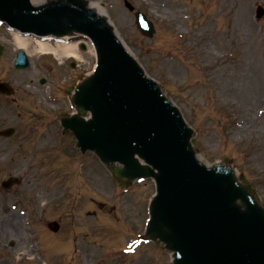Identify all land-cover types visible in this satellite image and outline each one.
<instances>
[{"label":"rangeland","instance_id":"rangeland-1","mask_svg":"<svg viewBox=\"0 0 264 264\" xmlns=\"http://www.w3.org/2000/svg\"><path fill=\"white\" fill-rule=\"evenodd\" d=\"M123 1L99 0L118 34L196 129L205 161H232L264 202V17H255L264 0H129L155 23L152 39L139 33ZM5 28L0 78L25 91L23 109L40 107L36 112L53 121L57 111L69 108L60 98L62 79L54 89L49 82L29 90L26 84L44 73L40 54L32 56L29 70H14L18 40ZM26 42L25 49L38 50L32 39ZM80 64L77 72L63 68L55 75L70 81L91 71V50ZM41 122H34L40 130L33 145L0 147V184L14 174L24 177L10 193L0 191V264H47L42 256L50 264H172L160 245L134 244L130 253L148 219L154 183L118 186L92 155L81 158L70 138ZM53 220L64 227L57 238L42 225Z\"/></svg>","mask_w":264,"mask_h":264},{"label":"water","instance_id":"water-1","mask_svg":"<svg viewBox=\"0 0 264 264\" xmlns=\"http://www.w3.org/2000/svg\"><path fill=\"white\" fill-rule=\"evenodd\" d=\"M0 17L30 34L92 38L98 70L75 100L93 120L69 126L82 150L96 151L120 179L155 178L146 236L172 251L174 264H264V207L232 165L197 157L180 111L146 84L103 14L88 0H0Z\"/></svg>","mask_w":264,"mask_h":264},{"label":"bare ground","instance_id":"bare-ground-1","mask_svg":"<svg viewBox=\"0 0 264 264\" xmlns=\"http://www.w3.org/2000/svg\"><path fill=\"white\" fill-rule=\"evenodd\" d=\"M33 1L37 4H39V3H42L44 0H33ZM92 6L96 7L98 9V11L100 12V14L105 12V10H103L102 8L97 6V4H92ZM16 39L18 40V44H19L20 48L26 47L27 42L24 38H22V36L17 35ZM39 44H40L42 50H44V51H53V52L57 51V49L51 47L49 42H44L43 40H40ZM57 45L59 46L58 48L62 51V55L63 54L73 55V54L77 53V51H76L77 50V46H76L77 44L76 43H74L72 45L68 42V40L64 39V40H62L61 43H57Z\"/></svg>","mask_w":264,"mask_h":264}]
</instances>
